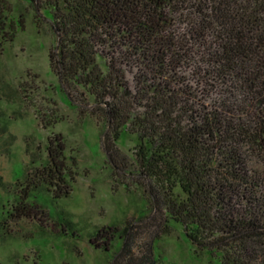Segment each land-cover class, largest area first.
I'll list each match as a JSON object with an SVG mask.
<instances>
[{
	"label": "trees",
	"instance_id": "16d2710c",
	"mask_svg": "<svg viewBox=\"0 0 264 264\" xmlns=\"http://www.w3.org/2000/svg\"><path fill=\"white\" fill-rule=\"evenodd\" d=\"M2 1L0 39H12L23 19L7 27ZM30 1L57 35L63 88L106 124L114 175L212 264H264V0ZM123 133L137 135L133 155ZM36 173L27 186L71 193L62 144ZM28 198L17 216L36 213Z\"/></svg>",
	"mask_w": 264,
	"mask_h": 264
},
{
	"label": "rangeland",
	"instance_id": "374dc122",
	"mask_svg": "<svg viewBox=\"0 0 264 264\" xmlns=\"http://www.w3.org/2000/svg\"><path fill=\"white\" fill-rule=\"evenodd\" d=\"M1 11L7 27L20 18L24 26L0 39V264H212L181 222L166 223L141 186L114 175L106 124L63 88L50 58L57 35L34 3L3 0ZM138 142L123 133L118 146L133 155ZM59 144L72 190L56 198L27 183ZM24 195L36 213L17 216ZM114 225L119 233L96 236Z\"/></svg>",
	"mask_w": 264,
	"mask_h": 264
}]
</instances>
